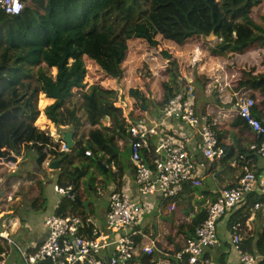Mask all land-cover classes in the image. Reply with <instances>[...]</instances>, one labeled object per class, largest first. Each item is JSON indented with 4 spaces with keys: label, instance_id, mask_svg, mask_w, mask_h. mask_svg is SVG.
Segmentation results:
<instances>
[{
    "label": "trees",
    "instance_id": "16d2710c",
    "mask_svg": "<svg viewBox=\"0 0 264 264\" xmlns=\"http://www.w3.org/2000/svg\"><path fill=\"white\" fill-rule=\"evenodd\" d=\"M20 1L24 4L20 15L12 16L0 9V159H8L13 153L16 155L25 149L26 153L28 150L37 153L36 163L41 169L48 162L59 161V185L62 188L72 186L74 191L72 199L63 198L65 201L57 213L61 216L84 219L93 216L91 207L87 212L79 203L84 198L78 181L84 172L76 167L77 160L78 163L86 162L88 152L90 158H97L104 152L110 156L106 162L118 160L111 146L112 139L105 140L102 133L86 130L78 116V106L70 104L76 90L84 92L82 97L87 114L84 122L94 126L103 118H109L111 130L117 136H128L122 111L114 107L116 101L105 99L95 88L85 91L88 75L86 59L96 63L112 78L121 80L130 40H143L156 48L160 44L158 37L179 45L191 41L205 45L213 35L220 40L216 49L221 53L233 51L244 54L255 50L251 55L263 71H258L256 76L251 74L252 78H247L244 71V77L238 82L248 85L261 96L262 102L254 108V114L260 118L259 107L264 105V17L259 23L255 21L254 14L264 5V0ZM256 47L262 48L263 53H257ZM173 66L176 70L175 63H172ZM31 69H36L35 84L28 81L32 77ZM258 69L254 68L251 72ZM148 76L151 77V73ZM177 80L178 74H174L170 83H164V96L159 103L161 108L183 88ZM129 94L140 103L146 101L138 89H131ZM40 95L54 100L44 110L47 120L59 132H74L75 146L69 153L60 150V142H56L49 131L36 126L41 114L38 108ZM235 123L247 126L239 115ZM82 129L85 130L79 135ZM123 173V168L118 169L113 178L119 177L121 181ZM4 174V180L6 178L12 187L8 193L24 195L34 209L45 210L47 200L39 175L29 173V180L28 173L25 177L24 174ZM19 179L27 185L28 180L35 181L36 187L28 190V187L24 189L23 185H19L15 191L13 187ZM38 189L40 192L36 194ZM259 201L264 203V195L252 194L248 197L230 217L229 228L240 223L243 234L248 221L256 213L254 206ZM205 218L206 213H203L192 221V236ZM175 245L174 257L183 249L181 243ZM241 249L258 257V264H264V232L256 234L253 239H243ZM3 251L0 247V253ZM147 259L143 257V260ZM177 264H188L187 257Z\"/></svg>",
    "mask_w": 264,
    "mask_h": 264
},
{
    "label": "crops",
    "instance_id": "0c3cea01",
    "mask_svg": "<svg viewBox=\"0 0 264 264\" xmlns=\"http://www.w3.org/2000/svg\"><path fill=\"white\" fill-rule=\"evenodd\" d=\"M158 39L160 40V44L157 48H151L147 44L149 49L144 47V50L138 54L137 79H133L132 71L134 69L131 65L133 59H130L132 46L129 45L126 59H130V62L128 65H122L124 80H115L113 86H111L110 80L99 84V79H96L95 83L87 85L86 92L91 88H95L97 93L101 94L105 99L116 101L114 104H118V109L122 111V118L125 121L127 129L128 122L126 120L135 121L138 117H142L150 125L162 127L163 129L161 130L165 135L177 141L187 136L191 137L192 141L184 145V149L194 156L198 165L199 175L203 179L202 185L199 187L187 185L183 192L173 200L164 198L160 193H155L144 198L138 196L136 194L134 166L130 158V136L128 132L127 137L122 138L117 136L111 130L109 118H103L99 125H90V128L86 126L85 129L93 130L95 133H102L105 140L112 139L111 146L118 160L106 162V160L110 159V156L101 152L97 158L87 156L88 160L86 162L78 163V160L76 161L78 170L84 172L80 175L78 181L79 189L84 198L80 202L87 209V212L90 211L88 208L91 207L93 216L90 218L94 219L99 226L103 228L105 225L109 198L112 192L127 191L142 206L143 211L140 218L130 232L133 233L134 240L142 247L155 242L156 252L151 258L140 254L131 264H159L165 259H170L177 264L178 262L174 258L175 244H183L182 239L192 236L190 228L192 221L201 214L206 213L209 205L216 202L224 189L234 188L238 185L239 178L243 173L242 164L239 160L240 155L247 157L252 170L259 179L264 178V160L249 151L250 145L255 142V133L247 126L235 125V119L238 116L237 104L242 98L252 97L257 103L262 102L261 96L256 94L248 85L238 82L244 77V71L247 72V78H252V76L258 74V71H263L262 67L258 66L259 64L255 57L251 55L255 53V50L244 54H237L233 51L221 53L216 49L217 44L220 43L216 37H211V39L204 43L205 45L194 41L179 45L173 41L163 40L160 37ZM214 50H216V53ZM87 61L90 60L86 59V63ZM172 63L176 64V70H174V66L172 67ZM258 67L259 69L256 72H251L252 69ZM89 71L88 69V75ZM148 73H151V77L148 76ZM174 74H178L177 81L183 86L188 81L194 82L197 94V111L201 116L209 118L213 129L218 135L220 144L227 151V155L222 161L212 164L203 156L200 138L194 131L174 119L164 121L162 116L163 108L159 106V103L163 100L164 83H170ZM134 81H137V88L133 87L134 85L131 83ZM208 84L212 85L211 88H208ZM110 86L111 88L109 89L108 87ZM104 87L108 88L106 90L114 93L102 94ZM131 89H138L145 97V103H140L131 97L129 94ZM42 97L44 105L40 108V119L37 121L38 125L36 126L41 130L49 131L56 142L64 141L63 135L67 132H72L74 141L73 131L65 130L59 132L47 120L44 110L46 107L52 105L54 100L44 95ZM124 103H127V107L124 106ZM259 110L260 118L264 122V105L260 104ZM132 115H134V118ZM82 123L85 124L83 120ZM85 129L80 130L79 135ZM149 148V155H157L164 159V151L157 138H152L149 141ZM31 152H34V150H28V153H26V150L23 149L19 153L13 171L9 170L6 164L0 163V169L6 170L10 175H16L21 171H25L24 177L28 173L29 179V173H35L43 180L42 188L47 200L46 208L45 210L37 211L29 201H26L24 195L16 196L8 193L12 187L7 183L6 178L4 180V176L0 178V217L5 220L4 222L7 224V229L10 230L11 237L14 235L20 236L26 247L15 244L21 249L28 251V253L34 252L43 244L48 236V230L44 226L45 219L54 213L55 206L58 203L61 205L65 201L64 197L55 191V187L60 186L61 165L58 170H52L49 167L50 163L54 162L52 161L48 162L49 165L46 163L41 169L36 163L37 157H34L33 164L31 166L28 164V172H26V165L23 163L26 162V155L29 158ZM13 155L15 154L13 153ZM102 156H104V159H102ZM121 168L124 169V173L123 180L120 181L119 177H117L118 179H114L113 177L118 172V169ZM95 171H97L96 176H98V179L104 182V192L101 190L96 191L95 181L94 184L89 181ZM29 180L28 190L29 188L32 190L36 187V182ZM75 183L76 179H74ZM17 187L16 185L13 187L15 191L18 189ZM39 192L40 190L38 189L36 194ZM94 194L97 198H104V205L94 203L91 200V196ZM85 203L87 206H85ZM173 203L175 204V209L170 211ZM26 205H28V209L25 208ZM153 213L156 214L154 220H149L148 217L144 218L147 216L146 214L150 215ZM234 213L226 216L219 222L217 228L218 244L205 252L206 257L212 260L214 264H240V256L232 244L231 229L228 225L229 219ZM263 221L264 217L262 215L259 213L253 214L252 218L248 221L247 230L242 234L243 239L247 237L253 239L256 234L264 232L262 228ZM0 247L4 249L3 253L5 252L9 255L7 264H17L15 261L18 260L9 261L12 255L10 248L13 246H9L6 241L0 240ZM18 253L21 257L19 250ZM143 257L148 259L145 261Z\"/></svg>",
    "mask_w": 264,
    "mask_h": 264
},
{
    "label": "built area",
    "instance_id": "2783aa9c",
    "mask_svg": "<svg viewBox=\"0 0 264 264\" xmlns=\"http://www.w3.org/2000/svg\"><path fill=\"white\" fill-rule=\"evenodd\" d=\"M0 9L6 14L17 16L24 10L20 0H0ZM211 88V84L207 85ZM197 94L193 81H188L183 88L172 97L162 110L164 121L174 119L196 133L201 141L203 156L210 163L222 161L226 149L220 144L218 135L213 129L209 118L201 116L196 108ZM257 101L252 97L242 98L238 104V115L255 133V142L249 151L264 160V125L254 114ZM118 108V104H114ZM128 122L127 132L130 136V158L134 166L136 194L141 198L160 193L164 198L173 200L183 192L187 185L199 187L202 177L198 172V165L194 156L184 149L190 143L191 137H184L177 141L163 133L160 126H152L144 120ZM157 138L164 151V158L151 156L149 141ZM60 150L69 153L70 149L64 141L60 142ZM90 156V153H87ZM19 157V156H18ZM17 157V159H18ZM243 173L238 185L224 189L216 202L209 205L206 218L196 227L194 235L182 239L183 249L176 253V262L185 257L188 264H214L206 257V250L218 244V224L226 216L231 215L241 207L242 203L252 194L264 195V178L259 179L252 170L250 161L245 155H240ZM9 170H14L17 160L4 162ZM49 165V163H47ZM55 191L62 197L69 196L73 187H55ZM9 199L12 200L11 197ZM60 204L55 206L54 213L44 222L48 236L39 248L28 253L18 247L10 238V230L0 217V240L9 246L18 248L23 264H131L140 254L151 258L155 254V242L146 246L139 245L130 232L138 222L142 213V206L131 193L127 191L112 192L104 227L98 225L94 219L75 216L58 215ZM175 209L173 203L170 211ZM254 211L264 217V203L257 202ZM264 229V221L262 223ZM242 226L236 223L231 228L232 244L240 256V264H258V257L245 253L241 249L243 242ZM0 264H7V253H2ZM159 264H175L165 259Z\"/></svg>",
    "mask_w": 264,
    "mask_h": 264
},
{
    "label": "rangeland",
    "instance_id": "374dc122",
    "mask_svg": "<svg viewBox=\"0 0 264 264\" xmlns=\"http://www.w3.org/2000/svg\"><path fill=\"white\" fill-rule=\"evenodd\" d=\"M262 17H264V5H262L260 8H258V9H256V11H255V14H254V19H255V21H257V22H259V23H261V18ZM137 40V41H136ZM134 41V42H133ZM220 41V40H219ZM131 42H133V43H131ZM140 42V43H139ZM130 46H132V48H131V51H130V59H133V61L131 62V65H132V67H133V71H132V73H133V79L135 80V79H137V72H138V70H137V65H138V62H137V59H138V54L141 52V51H143L144 50V47H146L147 49H149L148 48V46H147V43L145 42V41H143V40H139L138 41V39H133V40H130L129 41V43H128ZM129 45H128V47H129ZM144 45V46H143ZM158 47V46H157ZM156 47V48H157ZM257 47H259V46H257ZM255 48L256 49V51H257V53H260V54H262L263 53V49L262 48ZM151 48H154V47H151ZM153 50V49H152ZM158 51H159V49H157ZM150 51V50H149ZM129 52V51H128ZM127 58V57H126ZM130 59L129 60H125L124 61V63L123 64H125V65H128L129 64V62H130ZM86 65H87V67H88V69L90 70L89 71V75H88V77H87V79H86V84L87 85H90V83H95V81H96V79H99V84L101 83V82H103V81H106V80H110L111 81V86H113V84H114V81L115 80H117V79H115V78H112L111 76H109L105 71H101V69L95 64V63H92L91 61H87V63H86ZM142 65V64H141ZM97 68V69H96ZM31 75H32V77L31 78H28V81H30V82H32V84H35L36 83V69L34 70V69H31ZM53 74L55 75L56 74V72L55 71H53ZM123 80H124V76H123V78H122ZM121 79V80H122ZM117 81H119V80H117ZM134 86L133 87H138L137 86V81H134V82H131ZM111 86L110 87H108L109 89L111 88ZM108 88H105L104 87V92L102 93V94H104V95H106L107 93H114V92H111L110 90H106V89H108ZM86 91V90H85ZM83 93L84 92H79V91H76V93H75V96L73 97V99L71 100V102H70V104L72 105V104H75L76 106H78V116L82 119V120H85L86 118H87V114H85V109H84V103H83V97H82V95H83ZM42 99H43V97H42V95H40L39 96V99H38V108H39V110H40V108L41 107H43V105H44V102H42ZM124 106L125 107H127V103H124ZM39 119H40V116H39V118H38V120L37 121H39ZM138 119V120H137ZM136 120L137 121H140V120H144L142 117H138ZM144 121H146V120H144ZM103 122H105L104 120H103ZM147 122V121H146ZM101 123V122H100ZM100 123H96V124H100ZM36 125H38V122H37V124ZM86 126H89V128L91 127L88 123H87V121L85 122V127ZM95 126V125H94ZM34 157H37L38 158V155H37V153L34 151V152H31L30 153V156H29V158H28V155H26V162L25 163H23V164H25L26 165V169H27V171L26 172H28V164L31 166L32 164H33V162H34ZM7 173L8 174V172L6 171V170H3V169H0V178L1 177H3L5 174L4 173ZM25 171H21L19 174H25L24 173ZM96 172L97 171H95L94 172V174L90 177V183H92V184H94V181H95V189H96V191L97 190H101V191H103V190H105V185H104V182H101L99 179H98V176H96L97 174H96ZM8 175H10V174H8ZM19 185L20 186H22V187H24V189L25 188H27L28 187V185L27 184H25V182H23L21 179H19L18 180V182H17V184H16V186H18L19 187ZM17 187V188H18ZM16 189V188H15ZM104 192V191H103ZM102 192V193H103ZM23 198V197H22ZM24 199V198H23ZM25 200V199H24ZM91 200L94 202V203H101V205H104V198H102V197H99V198H97V196H95V194L94 195H92L91 196ZM25 202V201H24ZM25 208L26 209H28L29 207H28V205H26L25 206ZM24 208V209H25ZM147 216H145L144 218H146V217H148V219L149 220H154L155 219V217H156V214H150V215H148V214H146ZM143 216V215H142ZM12 238V240L17 244V245H19V246H21V247H26V245L24 244V242H23V240H22V238L20 237V236H18V235H14V236H12L11 237ZM10 251H11V253H12V255H11V259H9V261L10 262H12V261H14V260H18V261H15V262H17V264H23V260L21 259V257H20V255H19V253H18V250H17V248H16V246H13V247H11L10 248ZM9 253V252H8ZM162 260V259H161Z\"/></svg>",
    "mask_w": 264,
    "mask_h": 264
},
{
    "label": "water",
    "instance_id": "95a60500",
    "mask_svg": "<svg viewBox=\"0 0 264 264\" xmlns=\"http://www.w3.org/2000/svg\"><path fill=\"white\" fill-rule=\"evenodd\" d=\"M211 37L215 38V36H213V35H212ZM211 37H210V38H211ZM63 140H64V142L67 144V146H68L69 148H73V147H74L73 133H72V132H67V133H65V134L63 135ZM18 156H19V154L16 153L15 156H12V157H10V158H8V159H4V162H5V163H8V162H11V161H16ZM164 159H165V158H164ZM0 162H2L1 159H0ZM49 167H50L52 170H58L59 167H60V163H59L58 161H54V162L50 163ZM69 196L73 198V197H74V191L70 192ZM79 203L82 204V202H80V201H79ZM85 206H87L86 203H85Z\"/></svg>",
    "mask_w": 264,
    "mask_h": 264
},
{
    "label": "clouds",
    "instance_id": "9594fccd",
    "mask_svg": "<svg viewBox=\"0 0 264 264\" xmlns=\"http://www.w3.org/2000/svg\"><path fill=\"white\" fill-rule=\"evenodd\" d=\"M13 156H15V155H13ZM2 160V159H1Z\"/></svg>",
    "mask_w": 264,
    "mask_h": 264
}]
</instances>
